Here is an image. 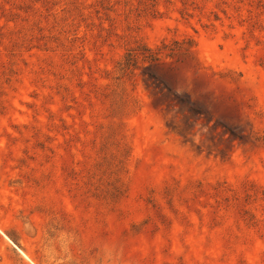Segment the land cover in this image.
<instances>
[{
	"label": "rangeland",
	"instance_id": "rangeland-1",
	"mask_svg": "<svg viewBox=\"0 0 264 264\" xmlns=\"http://www.w3.org/2000/svg\"><path fill=\"white\" fill-rule=\"evenodd\" d=\"M0 264H264V0H0Z\"/></svg>",
	"mask_w": 264,
	"mask_h": 264
},
{
	"label": "trees",
	"instance_id": "trees-1",
	"mask_svg": "<svg viewBox=\"0 0 264 264\" xmlns=\"http://www.w3.org/2000/svg\"><path fill=\"white\" fill-rule=\"evenodd\" d=\"M131 56H130V54L128 55V57H127V59H126V62L124 63V65H123V67L122 68H127L128 67V65H129V63H130V61H131Z\"/></svg>",
	"mask_w": 264,
	"mask_h": 264
}]
</instances>
